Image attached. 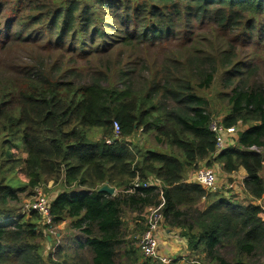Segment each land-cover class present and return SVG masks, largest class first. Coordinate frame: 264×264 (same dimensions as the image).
Instances as JSON below:
<instances>
[{"label":"trees","instance_id":"1","mask_svg":"<svg viewBox=\"0 0 264 264\" xmlns=\"http://www.w3.org/2000/svg\"><path fill=\"white\" fill-rule=\"evenodd\" d=\"M15 1L21 9L9 15L7 35L0 28V52L14 40L53 53L19 58L0 79V171L5 165L21 176V189L39 187L43 177L60 185L63 191L49 203L52 223L70 221L69 229L85 240L75 242L69 257L62 248L55 259L44 257L45 220L33 210L26 221L6 220L14 211L2 205L15 191L0 185V264H162L136 246L146 229L139 216L161 203L163 224L178 229L199 256L192 261L252 264L264 258L256 204H264V72L262 58L236 53L245 46L264 53V0ZM94 2L111 8L117 26H95ZM26 10L27 23L21 17ZM202 29L208 30L204 36ZM215 82L216 99L226 108L220 121L244 127L235 147L217 154L208 129L217 115L204 95ZM114 124L119 137L108 145ZM139 130L175 154L131 150L123 140ZM94 131L102 138H90ZM200 164L227 174L243 168L247 203L187 182L188 169L194 173ZM150 179L160 188L131 191L135 181ZM105 184L116 195L98 193ZM125 214L137 218L131 230Z\"/></svg>","mask_w":264,"mask_h":264},{"label":"rangeland","instance_id":"2","mask_svg":"<svg viewBox=\"0 0 264 264\" xmlns=\"http://www.w3.org/2000/svg\"><path fill=\"white\" fill-rule=\"evenodd\" d=\"M1 6H0V28L2 29V33L6 34L7 32V27H5V24H8L7 21L12 19L9 15L12 13L18 14V11L21 9V6H18L16 4L15 0H0ZM44 3V1L41 3V5ZM103 7V8H101ZM99 6L97 2L93 3V8L95 10L94 13V19L96 20L95 26H97L99 29H102L103 22H107V26L110 25V27H115L117 26V20L114 16V13L112 12L111 8H104L103 6ZM23 13V14H22ZM30 12H21V17L23 20L27 23V15ZM35 13V12H34ZM19 16V15H18ZM16 16L14 18V21L18 17ZM8 17V18H7ZM7 18V19H6ZM264 19H261V22H263ZM10 33L15 34L17 36H22L23 33H18L17 29H11L9 28ZM37 28H34L36 30ZM33 32V31H32ZM208 32L207 29H202L199 31L200 36H204L201 33ZM35 33V32H34ZM109 33H112V31H109ZM32 36V33H30ZM7 35V34H6ZM25 36V34H24ZM29 37V36H28ZM80 37V36H79ZM9 40V39H8ZM7 40V41H8ZM101 42V39L98 40V42ZM43 42H39L38 44H42ZM6 49L0 52V79L3 78L4 76H8L9 71L13 69L15 66V62L17 59L20 58L21 61H28V58L31 57L32 55L35 54H42V55H52L50 53H53V51H47L42 48L41 46L37 45H20V44H15L14 40H12L10 43L9 41L6 42ZM170 50V48H168ZM263 50V49H262ZM236 53L240 58H245L248 55H251V57H254L255 61L257 59H261V63L258 65L259 67V73L264 72V53L262 54H255L256 50L254 47H237L236 48ZM67 55V54H66ZM56 58V57H55ZM261 77V76H260ZM218 87H217V82H215L209 90L204 92V95L207 96V98L210 100V104L212 106V109L215 113L216 118L220 119L223 118V116L226 114V108L225 105L219 102L216 99L217 93H218ZM244 128V127H243ZM241 131V129H240ZM238 131V134H240ZM153 134H142L141 130H139L136 134L132 135L131 137L125 138L123 141H126V144L131 147V150L135 151L139 147L145 148L147 150H157V151H162L165 153H171L175 154L173 150L170 148H165L164 146H158L155 141L153 140L152 137ZM89 137L94 139V140H99L102 138V134L99 131H94L89 133ZM114 137V135H113ZM108 138L109 140H113L114 138ZM116 139V138H115ZM107 140V139H105ZM137 147V149H136ZM21 155V154H19ZM23 156V154L21 155ZM4 163L3 161L0 164ZM200 168H204L202 164H200ZM215 168H219L215 167ZM218 175H221V170L215 169ZM188 173L192 175L193 171L192 169H188ZM261 177L264 179V170L261 173ZM188 179V177H187ZM219 180V179H218ZM25 184V180L19 176L16 173H12L8 170V166L3 165V170L0 171V185L4 186H10L12 189L15 191V199H10L7 200L4 205H2L6 209H11L14 211L12 215H10L6 220L8 221H14L17 220L16 217H21V221H26L29 219V212L30 207L35 205L38 202H44L45 204H49L54 197L58 194V192H61L63 189L60 185L53 186L51 181H48V178L43 177L42 182L39 185V187L29 190L28 188L26 189H21L23 188V185ZM210 194H216V197H224V194L220 193L215 189V192L209 191ZM214 198V197H212ZM210 198V199H212ZM226 199V198H225ZM231 201L235 202H245L247 203V200H240L237 198V196L233 194H229V199ZM207 206V202L202 201L199 204L200 209H204ZM146 211V210H145ZM145 212L141 214V218L144 221L145 217ZM134 219H137L136 217L134 218L133 215L130 214H125L124 215V220L127 222V225L129 229L131 230L133 228V222ZM5 222V221H4ZM69 222L68 220L59 222L57 224H54L55 227L51 230H49V227L44 230V235L49 238V241H42L40 242L42 245V248L44 250V257H47L50 255L52 259L56 258V251L60 248L62 249H67L68 252L65 255L71 256L72 251L76 249L77 244L75 242H80L78 237L81 236L79 235L77 231H72L69 229ZM144 223L141 222L142 227ZM141 238V237H140ZM140 238L138 240L140 241ZM137 240L136 246L139 248V241ZM57 245V246H56ZM258 262V263H257ZM252 262V264H264V258H261L259 261Z\"/></svg>","mask_w":264,"mask_h":264},{"label":"built area","instance_id":"3","mask_svg":"<svg viewBox=\"0 0 264 264\" xmlns=\"http://www.w3.org/2000/svg\"><path fill=\"white\" fill-rule=\"evenodd\" d=\"M209 131L215 136L216 142V154L221 152L224 149L229 147H235L234 137L238 134V131L244 129L243 127H225L220 119H213L209 126ZM118 128L117 125L114 124V139L118 138ZM106 144H111L112 140L107 139L105 141ZM264 151V149H263ZM192 183L202 186L207 191L215 192V189L219 192H224L226 194H241L244 195V187L243 181L238 179H232L231 181H225L218 185V173L215 168H200L195 171L190 178ZM160 188V183L154 181L152 179L145 182L135 181L133 183L131 191L135 189H148V188ZM234 194V195H235ZM256 204L260 206V214L259 217L264 225V204L258 201ZM162 206L163 203L154 208H149L145 212L146 219V229L142 234L139 241V249L141 254L150 258L154 261H158L162 264H170L172 259L166 255H161L159 250V242H158V232L163 224V215H162ZM37 211L45 220L46 225H48L49 230L55 227L54 223H52V219L50 217L49 204H45L44 202H38L35 205L30 207V211ZM57 246V245H56ZM182 263L185 264H202L197 261H192L191 259H184Z\"/></svg>","mask_w":264,"mask_h":264},{"label":"crops","instance_id":"4","mask_svg":"<svg viewBox=\"0 0 264 264\" xmlns=\"http://www.w3.org/2000/svg\"><path fill=\"white\" fill-rule=\"evenodd\" d=\"M246 176H247L246 171L241 167L238 168V170L236 172L231 173V174H227V173H224L221 171V175H218L219 180L217 181V183L219 185L225 181L229 182L235 178L238 180L244 181ZM190 178H191V175H188V179H186V181L191 182ZM81 191H83V189H77V190L72 189L71 193L72 192L78 193ZM61 192H58V194ZM116 193H117V191L114 190L113 196L116 195ZM222 194H224V198L229 199V194H226L224 192H222ZM235 196H237V198L242 200V201L247 200L245 195H241V194L236 195L235 194ZM242 204H245V202H242ZM68 222L70 223V221H68ZM78 234L81 235L78 237L79 241L81 243H83L85 240L84 236L80 233H78ZM158 242H159L160 254L166 255V256L170 257L171 259H176V258L178 259L179 258V259H181L180 264H183L182 262L187 257L189 259H191L193 257H199L193 251L188 249V244H187L186 240L180 236V231L178 229H170V228L166 227L164 224H162L160 229H159V232H158Z\"/></svg>","mask_w":264,"mask_h":264},{"label":"water","instance_id":"5","mask_svg":"<svg viewBox=\"0 0 264 264\" xmlns=\"http://www.w3.org/2000/svg\"><path fill=\"white\" fill-rule=\"evenodd\" d=\"M98 193H105V194H108L110 196H112L114 194V189L108 187L107 184L103 185L102 187H100L98 190H97Z\"/></svg>","mask_w":264,"mask_h":264}]
</instances>
